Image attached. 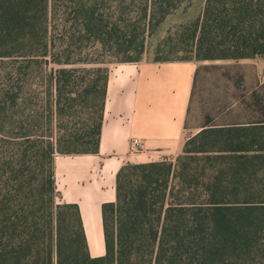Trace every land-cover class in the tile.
Here are the masks:
<instances>
[{
    "label": "trees",
    "instance_id": "obj_1",
    "mask_svg": "<svg viewBox=\"0 0 264 264\" xmlns=\"http://www.w3.org/2000/svg\"><path fill=\"white\" fill-rule=\"evenodd\" d=\"M190 1L0 0V264H264V122L207 126L175 165L124 164L102 256L58 200L56 155L99 149L111 68L76 54L144 53ZM183 28L195 55L162 60L264 56V0H204Z\"/></svg>",
    "mask_w": 264,
    "mask_h": 264
},
{
    "label": "crops",
    "instance_id": "obj_2",
    "mask_svg": "<svg viewBox=\"0 0 264 264\" xmlns=\"http://www.w3.org/2000/svg\"><path fill=\"white\" fill-rule=\"evenodd\" d=\"M264 122V56L241 59L123 61L109 71L97 152L58 153V200L76 203L92 256L106 253L103 206L117 199L128 162L183 151L207 126ZM142 139L139 151L132 140Z\"/></svg>",
    "mask_w": 264,
    "mask_h": 264
},
{
    "label": "rangeland",
    "instance_id": "obj_3",
    "mask_svg": "<svg viewBox=\"0 0 264 264\" xmlns=\"http://www.w3.org/2000/svg\"><path fill=\"white\" fill-rule=\"evenodd\" d=\"M203 5L204 0H191L178 11L170 14L160 25L158 32L148 33L145 41L146 46L144 53H136L133 50H131L130 53H108L104 51L100 43H95L90 44L82 53H77L76 55L84 59L81 65H86L88 67L94 66L95 64L112 67L114 64L123 62L124 60H162L166 57L182 58L194 56L195 53H192L189 48L185 49L182 43L176 44L175 41L178 40L183 33V23L197 17ZM180 154H182V152L177 155H163L156 161H172L175 165Z\"/></svg>",
    "mask_w": 264,
    "mask_h": 264
},
{
    "label": "built area",
    "instance_id": "obj_4",
    "mask_svg": "<svg viewBox=\"0 0 264 264\" xmlns=\"http://www.w3.org/2000/svg\"><path fill=\"white\" fill-rule=\"evenodd\" d=\"M142 147V139L139 137H135L132 140V150L133 151H139Z\"/></svg>",
    "mask_w": 264,
    "mask_h": 264
}]
</instances>
